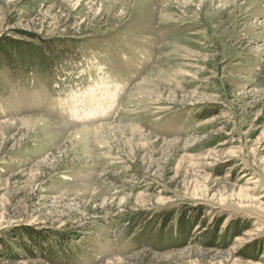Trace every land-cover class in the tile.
Here are the masks:
<instances>
[{"label":"rangeland","instance_id":"1","mask_svg":"<svg viewBox=\"0 0 264 264\" xmlns=\"http://www.w3.org/2000/svg\"><path fill=\"white\" fill-rule=\"evenodd\" d=\"M0 264H264V0H0Z\"/></svg>","mask_w":264,"mask_h":264},{"label":"trees","instance_id":"2","mask_svg":"<svg viewBox=\"0 0 264 264\" xmlns=\"http://www.w3.org/2000/svg\"><path fill=\"white\" fill-rule=\"evenodd\" d=\"M7 46H9V45H7ZM16 46H17V52H18V56L19 57H21V56H23V57H26L27 55H29V54H27V53H25V52H29L30 50H28V51H25V52H23V49H22V46H18V45H13V48H16ZM16 52V53H17ZM33 52V51H32ZM30 53V52H29ZM32 55V54H31ZM31 55H29L27 58H31ZM36 56H40V55H36ZM42 56V55H41ZM43 59V58H42ZM171 213H168L167 214V216L165 215L164 216V218H165V220H166V222H167V219L169 218L168 216L170 215ZM167 218V219H166ZM187 227V226H186ZM191 227V226H190Z\"/></svg>","mask_w":264,"mask_h":264},{"label":"bare ground","instance_id":"3","mask_svg":"<svg viewBox=\"0 0 264 264\" xmlns=\"http://www.w3.org/2000/svg\"><path fill=\"white\" fill-rule=\"evenodd\" d=\"M206 5V3L203 4V7Z\"/></svg>","mask_w":264,"mask_h":264}]
</instances>
